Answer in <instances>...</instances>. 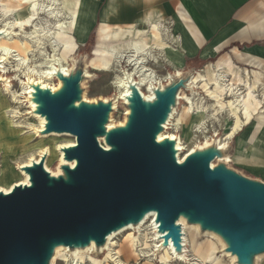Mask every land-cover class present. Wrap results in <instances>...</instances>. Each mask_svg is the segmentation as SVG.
I'll use <instances>...</instances> for the list:
<instances>
[{
  "label": "water",
  "instance_id": "1",
  "mask_svg": "<svg viewBox=\"0 0 264 264\" xmlns=\"http://www.w3.org/2000/svg\"><path fill=\"white\" fill-rule=\"evenodd\" d=\"M195 72H172L151 100L132 85L129 103L122 100L127 120L110 129L113 99H83L84 66L60 71L63 84L55 91L35 86L36 111L47 120L43 132H69L77 143L63 147L62 173L48 171L43 155L23 167L28 184L0 191V264H51L59 245L94 241L101 248L112 232L151 211L164 244L172 240L182 249L184 216L218 234L238 264H256L264 253V181L218 160L230 145L195 148L179 161L175 140L158 139Z\"/></svg>",
  "mask_w": 264,
  "mask_h": 264
},
{
  "label": "bare ground",
  "instance_id": "2",
  "mask_svg": "<svg viewBox=\"0 0 264 264\" xmlns=\"http://www.w3.org/2000/svg\"><path fill=\"white\" fill-rule=\"evenodd\" d=\"M24 10H28V13L25 12V14L28 15L26 18L20 17V15H23ZM77 15V0H0V82L4 84V89L0 91V125L6 116L11 117V121L3 125L2 129V126H0V136L3 143H13L14 147L6 160L8 173H10L7 175V178L16 175L14 165L16 160L19 159L17 157L19 151L29 150L26 142L29 138L28 134L26 138H22V132L28 133L35 130L39 132L40 135L50 136L53 139H59L60 136L67 135L62 133L71 134L69 132H43L47 120L44 116L37 113L36 109L38 104L33 100V92L37 85L43 88H51L54 91L59 89L63 83L57 74L62 71L64 74L68 75L74 70L75 65H69L63 58V46L58 41L57 37L60 34L72 33L73 26L77 24ZM162 30L166 31L167 27L158 22L153 26L148 42H138L113 49L107 48L109 54L113 56V68H116L115 71H117L111 80V84L116 88L118 93L117 96L113 98V111L110 115V121L107 123L108 129L116 125L112 120L113 112L118 107V100L120 99L121 101L123 100L124 103H129L128 96L132 93V85H135L146 99L151 100L155 97L154 90L157 87H164V81L174 78L171 73L159 76L157 70L150 65L152 61H159L160 58L166 56V53L172 50L170 44L163 40ZM79 32L80 36L84 34V26H80ZM7 62H10L11 66L15 68V79H18L20 84V93L14 89V85L12 84L14 79L7 76V73H2L8 71ZM124 62L126 63L125 65H123ZM231 68L220 66L214 67L209 71L202 69L199 74H197V70L192 75L188 86L181 88L178 94V99L181 100L184 98L190 104L188 107L185 105V108H189L192 114L201 116L195 123L194 131L203 132L206 130L208 126L207 122L210 118L220 119L221 116L225 115L232 121L230 131L221 137L218 134H216V136L212 135V137L205 135L206 141L197 145L198 149H205L214 144L220 149L226 148L229 145V140L241 129L242 124L249 122L252 118L264 124V94L260 91L259 85L252 80L248 70L242 69V71H239ZM178 73H180V71H178ZM84 75L85 77H89L92 73L88 68H85ZM53 79H56L55 84H52ZM200 86H205L207 88V94H209L213 100L211 102L209 101L210 103L208 104L200 101V104L197 106L194 99L198 94L195 89ZM183 90L191 92L189 95H186ZM20 95L25 96L27 103H29L28 107L31 108L30 113L39 117V123L34 124L24 118L22 120V117H18L21 115L20 111L12 107L11 103H18ZM3 96L7 98V102L4 100ZM83 99L87 100L84 92ZM126 110L127 112H125V114L129 113L130 109L126 108ZM180 116L181 112L179 113L177 107H174L169 119L164 124V129L159 133L158 139H174L176 142L177 157L179 161H182L186 153H189V151H187L181 156V154L187 150L186 146L183 145L182 135L178 136L168 131L170 124L176 129L182 127L183 121ZM126 120L127 117L121 121L120 124H124ZM252 121L253 119L250 123ZM69 136L74 138L75 135L71 134ZM75 138L70 142L59 144L62 151V161H60L58 167L59 171L57 173L49 169L47 161L45 160L44 165L46 169L53 175L62 173L61 165L68 162L64 158L63 147L75 145L77 143ZM99 140L101 143H104L103 137H99ZM194 150L195 148L191 151ZM35 151L40 152V158L35 159L33 154L35 152H33L31 155L29 154L30 157L26 161L17 165L20 166L25 174L26 180L16 182L14 185L28 184L30 182L29 174L23 167L31 165L35 161H40L43 155L48 157L50 154V149L48 147H40ZM231 155L232 153L230 152L226 153L218 157V160L233 162ZM71 164H73V162H71ZM214 164L215 161L212 162V165ZM1 175L2 164L0 163V177ZM13 186L9 188L0 187V191L7 193L12 190ZM178 223L182 225L183 231L181 250L176 249L172 240L169 241V244H164V237L158 230L156 212L154 211L147 213L141 222L126 225L112 232L108 236L105 246L99 249L104 251L107 245H109L107 249L108 254L116 260L115 262H117V264H128L127 260L129 257L140 255L138 250H140L142 254H146L149 259L152 258L156 251H159L160 257L158 259L160 264H172V261H174V264L175 262L187 264H226L222 260L223 255H228L232 264H238L236 262V256L230 252L225 251L223 254L219 255L218 239H221V237L212 231L206 230L205 238H207V241L210 240L212 235L216 237L208 248H203L202 246L204 243L202 242L195 248L196 250H193V248L188 249L186 239L190 235L192 229L200 231V225L189 223L184 216L180 217ZM144 226L148 229L143 234H140ZM136 230L139 232L137 235L135 234ZM126 233L127 236L125 238L127 243H123L122 246L120 245V248L114 245L116 244L115 239L120 234L124 235ZM144 248H147V251L143 250ZM206 248L207 252H205ZM96 249L97 245L94 241L86 247L71 248L69 246L59 245L55 249L51 264L56 263L61 251L67 253V263L69 264L71 262L81 261L83 259V254H87L84 256L89 258L90 264H96L97 259L89 255V253H93ZM84 250L87 251L84 253L82 252ZM261 257H264V253L256 256L258 264H260ZM106 264H110L108 260H106Z\"/></svg>",
  "mask_w": 264,
  "mask_h": 264
},
{
  "label": "crops",
  "instance_id": "3",
  "mask_svg": "<svg viewBox=\"0 0 264 264\" xmlns=\"http://www.w3.org/2000/svg\"><path fill=\"white\" fill-rule=\"evenodd\" d=\"M77 10L93 19L84 47L91 44L97 27L101 37L112 34L108 40L100 38L104 46L115 41L114 29L126 34L122 39H131L122 46L148 42L159 22L170 25L174 37L167 42L172 50L161 59L171 68L246 69L264 94V0H77ZM80 26L77 22V34ZM229 145L231 165L264 177L263 123L243 126Z\"/></svg>",
  "mask_w": 264,
  "mask_h": 264
},
{
  "label": "rangeland",
  "instance_id": "4",
  "mask_svg": "<svg viewBox=\"0 0 264 264\" xmlns=\"http://www.w3.org/2000/svg\"><path fill=\"white\" fill-rule=\"evenodd\" d=\"M25 12L28 13V10H24L23 15H20V17L26 18L28 15L25 14ZM92 20L93 19L90 18V15H87V12L85 13L84 16L77 15V22L81 23V25L84 26V30H85L84 34L81 36H80V32L77 34V31L75 30L76 26H73L74 28H72L73 30L72 33L60 34L57 37V39L63 46L62 56L65 59V61L68 62L69 65L84 66L85 68H88V70L92 73L91 76L86 77L82 82L83 92L85 93V97L87 98V100L89 101L110 100L116 97L118 94L116 88L111 84V80L117 71H115L116 68L115 69L113 68V64H112L113 56L109 54V51L107 50V48L113 49V48L122 46L120 45L121 42L130 41L131 39H122L125 37L124 35L126 34L120 35L119 30L121 29H114L115 41L109 40L110 42L108 43V45H106L107 46L106 47L102 44V41H100V38L102 40H105V38L110 39L112 34H109L108 36L104 35L103 37H101L102 35L100 36V34L98 33V27H97L93 31L94 36L92 37L91 44L87 47H84L82 46V43L84 42V38L88 36V33L91 30ZM162 36H163V40L166 42L170 43L169 39L171 38L172 40H174V37L171 34L170 25H168V28L166 31H162ZM163 57L160 58L159 61H152L150 63V65L157 70L158 75L161 76L164 74L176 72V70L171 68V66H169L168 63L161 60L163 59ZM7 64H8V71L2 72V73H7V76L14 79L12 81V84L14 85V89L18 91V93H20L21 91L20 84L18 82V79H15V74H16L15 68L11 66L10 62H7ZM125 64L126 63L124 62L123 65ZM214 67L215 66H211L209 68H204V69L209 71V70H212ZM199 72L200 71L198 70L197 74H199ZM0 83H1L0 84V91H1L4 89V84L2 82ZM55 83H56V79H53L52 84H55ZM195 91L198 94L196 95V98L194 99L196 101L195 103H197V106L200 104V101L206 102L205 104H208L213 100L211 99L210 95L207 94L208 91L205 86H200L199 88L195 89ZM183 92H185L186 95H189L191 91L183 90ZM3 97H4V100H6L7 102V98H5V96ZM198 98H201V99H198ZM19 99L20 100L18 101V103H13V102L11 103L12 107L17 108L20 111L21 115H19L18 117H22L21 118L22 120L24 118L25 120H28L29 122L34 123V124L39 123V117H36L32 113H30L31 108L28 107L29 103H27L25 96L20 95ZM117 103H118V107L113 112V120H112V122H114L116 125L120 124V122L125 119V112H127L126 107L124 106V104L122 103L120 99L118 100ZM185 105L188 107L190 104L184 98H182L180 100V103L177 106L179 113L181 112L180 117H181V120L183 121L182 127L180 129H176L175 127H173L172 124H170L168 127L169 132H173L178 136L182 135V142L184 143L183 145L186 146L187 150L184 151L181 154V156H183L187 151H191L192 149L197 148V145L202 144L204 141H206L205 135L212 137V135L216 136V134H218L221 137L224 134H226L228 131H230L231 129L230 126L232 124L231 123L232 121L230 120V118H227L225 115L221 116L220 119L210 118L207 122L208 123L207 129L204 130L203 132L194 131L195 123L201 118V116L192 114V111L189 110V108L184 107ZM242 117H243V114H242ZM252 119L253 121L250 123ZM252 119L249 120V122H245L244 124H242V127L247 124L257 123V121H255V118H252ZM9 121H11V117L6 116V118H4L1 122V125H0L2 126L1 129L3 128V125H5ZM27 134L29 138L26 142H27V146L29 150L28 151L20 150L19 153L17 154V157L19 159L16 160V163L14 165L16 169L15 170L16 175L11 178H7V175L10 173H8L6 160L9 157V153L13 151V148H14L13 143H9V142H7L6 144L3 143L1 136H0V145L2 144L0 146V161H1L0 163L2 164V175L0 177V187L2 188H9L13 186L16 182H22L23 180H26L25 174L21 170L20 166H17V165H19L23 161H26L33 152H35L33 153L35 159L40 158L41 156L40 152L35 151L36 149L40 147H48L50 149V154L48 155L46 159L47 165L49 169L57 173L59 171L58 167L60 165V161H62V151L60 149L59 144L64 143V142H70L75 138V136L74 138L72 136H69L72 133L71 134L62 133V134H67L68 136L61 134L62 136H60L59 139H53L50 136L48 137L45 135H40L39 132L35 130H32L31 132H28V133L22 132L21 137L26 138ZM236 168H239L243 173L251 177H256L264 181V177L262 175L256 174L255 172L250 171V170L242 169L240 167H236ZM142 229L143 230L140 231V234L141 233L143 234L144 232H146L148 228L146 229V227L144 226V228ZM137 230L135 233L136 235L139 234ZM126 236H127V233L124 235L120 234L115 239L116 244L114 245L120 248L123 243H127V240L125 238ZM205 237H206V231H202L201 229L200 231H198L197 229H192L190 231V235L186 239L187 248L188 249L193 248V250H196L195 248H197L198 245H200L202 242L204 243L202 247L208 248L210 243L216 239L214 235H212L210 237V240L208 241H207V238ZM218 240H219L218 241V245H219L218 253L219 255H221L225 252L226 245L220 238ZM108 247L109 245H107L104 251L97 248L93 253H89L90 256L97 259L96 264H106V260H108L110 264H117V262H115L116 260L113 257H111L110 254H108V250H107ZM207 248L205 249L206 250L205 252H207ZM87 250H84L82 252L85 253ZM143 250L147 251V248H144ZM138 251L140 255L138 256L133 255L132 257H129V259L127 260L128 264H160L159 259H158L160 257L159 251H156L151 259H149L146 256V254L144 253L142 254L140 250ZM61 254L58 255V260L54 264H69L67 263V259H68L67 253L65 251H61ZM84 255H87V254H83V259L81 261H75L73 263L71 262L70 264H84V263L90 264L88 260L89 258H87V256H84ZM222 260L226 264H232V261L228 255H223ZM171 263L174 264V261H172ZM175 264H187V263H182V262L176 263L175 262ZM256 264H258V260ZM260 264H264V257L260 258Z\"/></svg>",
  "mask_w": 264,
  "mask_h": 264
},
{
  "label": "built area",
  "instance_id": "5",
  "mask_svg": "<svg viewBox=\"0 0 264 264\" xmlns=\"http://www.w3.org/2000/svg\"><path fill=\"white\" fill-rule=\"evenodd\" d=\"M103 145H105L104 143H102Z\"/></svg>",
  "mask_w": 264,
  "mask_h": 264
}]
</instances>
